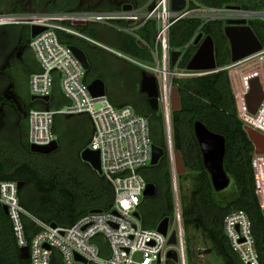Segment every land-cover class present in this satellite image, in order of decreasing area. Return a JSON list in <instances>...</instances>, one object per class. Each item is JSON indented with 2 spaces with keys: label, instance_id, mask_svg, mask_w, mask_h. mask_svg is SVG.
I'll use <instances>...</instances> for the list:
<instances>
[{
  "label": "built area",
  "instance_id": "2783aa9c",
  "mask_svg": "<svg viewBox=\"0 0 264 264\" xmlns=\"http://www.w3.org/2000/svg\"><path fill=\"white\" fill-rule=\"evenodd\" d=\"M150 3H153V8L148 10ZM171 3L172 0H146L140 9L132 6L129 10L121 7L109 11L53 10L0 15V25L22 24L29 26V29L37 25L44 28L28 40V48L38 66V70L29 74V93L35 97L32 100L41 104V107L29 108L27 112L29 146L48 145L57 140L53 131L56 115H86L91 124V133L83 149L89 148L98 152L100 175L108 179L114 193L109 209L89 211L68 226H52L51 223L32 215L20 203L17 181L1 180V208H7L18 246H27L30 264H51L54 250L59 252L62 264H189L178 199V174L171 130V95L175 78L217 71H227L230 74L231 68L237 64L260 56L259 65L244 80L246 89L241 95L242 104L239 108L242 110L237 112V116L244 126L264 135V47L238 61H230L229 64L216 66L214 69L193 71L186 67L180 68L185 51L191 45L196 50L194 40L205 22L220 20L224 27L227 20L244 21L245 25L250 26L252 21L264 22V7L250 8L234 4L232 8L229 5L213 7L204 5L199 0H184L181 9L173 10ZM184 18H199L201 24L184 46L172 47L170 29L175 22ZM150 21L154 24V35L148 41L135 32ZM87 23L103 24L133 35L147 49L150 60H140L113 51L73 26ZM60 34L103 46L155 77L158 108L164 117L166 148L163 149L169 161L173 200L172 225L169 228L168 223L166 234L158 231L156 227H144L140 215H134L135 212L139 214L138 207L147 183L140 170L151 165L152 145L155 144L150 135L148 117L137 112L130 104H113L105 94L93 96L88 87L91 80L86 78V69L71 49L73 44L63 41ZM173 51H178L174 63L171 60ZM254 77L258 79L263 97L252 113L247 109L245 95L249 91V80ZM56 86L57 96L66 99L67 104L49 107L56 99ZM45 96L48 99L45 100ZM251 166L254 192L260 210L264 213V153H257L254 146ZM24 218L29 219L35 228L29 238L24 227ZM223 231L242 264H264V235L262 258L245 211L236 209L227 213L223 219ZM171 233L175 237L173 244L168 243ZM169 250L175 251V260L168 258ZM207 250L197 249L195 264H204L210 260L205 258L211 253ZM104 251L108 253H101Z\"/></svg>",
  "mask_w": 264,
  "mask_h": 264
},
{
  "label": "trees",
  "instance_id": "16d2710c",
  "mask_svg": "<svg viewBox=\"0 0 264 264\" xmlns=\"http://www.w3.org/2000/svg\"><path fill=\"white\" fill-rule=\"evenodd\" d=\"M146 1V0H145ZM202 4L213 7H223L237 4L242 7L258 8L264 7V0H199ZM144 2V0L142 1ZM136 0V3H142ZM126 4V3H124ZM123 5V4H122ZM121 5L108 7L109 9H120ZM11 10H26L20 1L12 5ZM49 11L68 10L64 5L53 7ZM201 24L199 18H184L175 22L170 29V43L172 47L184 46L192 37L196 29ZM75 28L84 34L95 36L93 30H86L85 24H74ZM250 27L264 47V22L252 21ZM203 35H209L213 40L214 58L216 66L225 65L230 61L229 45L223 33V22L220 20L205 22L199 29ZM138 35L145 40H151L154 35V24L152 21L141 26L137 30ZM30 29L22 24H1L0 25V101L6 91L7 85H12V91L26 105L23 112L18 111L16 120L17 135L15 138L19 142L20 150L31 159L20 158L9 154L8 150L11 140L6 145L7 149L0 144V181L15 180L21 182L18 191L20 203L24 208L37 218L55 223L59 226L71 225L79 216L92 209L107 210L110 208L114 193L111 183L103 175L98 174L86 162L78 159L73 160V156L68 155L63 158H54L48 154L31 152L28 144V121L27 112L30 106L41 107V104L31 99V96H24L18 87L19 71L24 76L38 70L28 48ZM63 41L81 48L89 60H94L98 56L95 45L74 38L62 35ZM123 51L133 57L150 60V55L145 47H141L138 40L129 34H123ZM17 38L16 47L20 48V53L27 58H17L15 64L3 61V56L11 47L12 42ZM195 47L191 45L184 53L180 61V68L185 69L191 58ZM28 55V56H27ZM92 69L86 70V78ZM174 88L179 95L180 106L171 111L172 143L175 152L181 155L187 170L197 172L198 187L191 196V206L189 209H182V220L186 234V250L189 264L196 263L197 249L201 248L192 243L190 231L194 230L201 234L202 239L207 244L206 248L211 251L214 260L220 264H242L237 254L231 249L223 231V219L231 210L240 209L247 213L252 234L256 246L260 252L264 235V215L260 210L254 192V176L251 166V153L253 145L244 130L243 122L237 116L235 99L231 91L229 78L226 71H217L210 74L187 76L175 78ZM58 88L55 87L56 99L49 104V107H60L67 104V100L57 96ZM144 105L135 108L137 112L148 117L150 135L152 141L155 140L153 128L154 111L151 110L144 96ZM119 105V104H118ZM5 103H0V130L5 120ZM27 109V111H26ZM152 117H151V116ZM71 117L69 115H56L54 118L53 131L59 143H69L75 147L86 145L91 133L89 118L83 116V127L70 126V129L63 130L57 128V121L60 117ZM75 116V115H73ZM161 119V116H158ZM58 119V120H57ZM199 120L210 130L220 133L225 138V154L223 157V167L233 186L237 191L234 197L226 205H218L213 199L214 189L211 185L209 173L206 171L198 143L193 133V123ZM12 138V131L6 130ZM1 143V141H0ZM155 143V142H154ZM157 144V143H155ZM163 146V143L157 144ZM37 159V161H34ZM156 165H150L140 170L144 179L155 185V193L152 196L143 197L138 210L140 220L144 227H156L158 222L164 217L170 218L173 211V200L171 190L170 172L168 170L159 175L148 174L151 170H157L166 156ZM184 174V173H183ZM181 177L177 175V181L181 194ZM159 184H162V194L158 198L157 191ZM24 227L27 238L33 235L35 228L32 222L24 218ZM101 240L100 237H96ZM107 254V251L101 252ZM263 258V257H262ZM0 264H30L29 258L20 257V247L13 234L12 224L8 215L4 214L0 205ZM51 264H62L59 252L54 250L51 257ZM172 264V263H170Z\"/></svg>",
  "mask_w": 264,
  "mask_h": 264
},
{
  "label": "rangeland",
  "instance_id": "374dc122",
  "mask_svg": "<svg viewBox=\"0 0 264 264\" xmlns=\"http://www.w3.org/2000/svg\"><path fill=\"white\" fill-rule=\"evenodd\" d=\"M17 1H20L23 7L26 8V10H19L14 11L11 10L12 5L16 3ZM141 2L143 0H140ZM145 2V0H144ZM136 3V0H69L68 2H65V0H0V15L3 14H14L19 12H43V11H49L50 6L58 7L61 5H64L68 10H89V11H109L112 9H109L108 7H115L119 6L122 7V4L129 3L132 6L136 5L138 7H141V5L144 3ZM143 7V6H142ZM143 11V10H141ZM23 38H29V37H23ZM94 39V38H93ZM96 42L99 44H102L103 46L110 48L113 51L119 52L123 55L129 56V54L123 52L121 48L115 46L113 43L106 41V40H96ZM17 38L12 42L11 47L8 49L6 54L3 56V61L9 62V64H15L17 62V58H27L25 54L20 53V48L16 47ZM116 42L120 43L119 38L116 39ZM28 44V42H27ZM95 45L98 50V56L97 60L94 63V67L92 66L91 74L88 75L90 78H100L105 85V95L106 97L111 100L115 104H132L135 108L141 107L144 105V96L141 94V92L138 90V85L136 84V80L138 77V68L136 64L129 62L125 60L123 57L116 55L114 52L105 49L103 46ZM32 54V53H31ZM28 56V55H27ZM32 57L35 60L34 55L32 54ZM130 57V56H129ZM126 61V62H125ZM260 56L251 58L246 60L245 62H242L240 64H237L230 70V74L227 72L231 91L233 93L235 104L237 108V112L239 113L241 109L240 106L242 104L241 95L246 89V83L245 79L251 74V72L254 71L255 67L259 65ZM230 61L226 64H229ZM19 76L18 79V87L21 89L24 96H30L29 93V86H28V77L24 76V73L19 71L16 72ZM3 98L0 103H5V120L2 123V129L0 130V141H1V147L7 149V144L9 143V140H11V145L9 146L7 155L14 156L13 158H26V156L19 148V142L17 141V138H15V134L17 135V128H16V120L18 117V111L23 112V108H25L26 105H23V102L18 99V97L15 95V92L12 91V85L8 84L6 91L3 95ZM146 98V96H145ZM147 101V99H146ZM27 107V106H26ZM33 106H30L29 108H32ZM138 109V108H137ZM139 110V109H138ZM27 111V109H26ZM161 109L158 108L154 111V117L153 118V128H154V135L155 140L154 142L157 144H160V142L163 143V148H166V138H165V131H164V117L163 113H161ZM146 114V112H143ZM161 116V119L158 118V116ZM59 121H57L56 125L57 128L68 130L70 129V126H78L83 127L84 119L83 116L75 115L71 117H60L58 118ZM57 119V120H58ZM10 129L13 133L11 139L9 137L7 129ZM59 143V142H58ZM87 145V143H86ZM81 145V147H77L75 150V147L69 145V143H59L58 148L55 150V152L51 155V157L54 158H63L64 156L71 155L73 156V160L78 159L77 156L80 157L81 150L86 146ZM32 157H28V159H31ZM167 158V157H166ZM81 159V157H80ZM34 161H37V159H34ZM82 160V159H81ZM83 161V160H82ZM85 162V161H84ZM88 164V163H87ZM89 165V164H88ZM160 166L157 168V170H150L148 174H155L159 175L161 173H164V171L168 170L170 172L169 167V161L168 159H164V161L159 164ZM90 166V165H89ZM148 167V166H147ZM146 168V167H145ZM160 173V174H159ZM171 176V174H170ZM171 180V177H170ZM181 194L179 190L178 181L177 183V190H178V199L180 201L181 210L183 208L189 209L191 206V196L193 191L198 187L199 182L197 180V172L194 170H187L184 174H182L181 177ZM162 184H159V189L157 191L158 198H160L162 194ZM237 196V191L233 186L232 180L230 179L229 185L221 191H215L213 193V199L218 205H226L228 204L234 197ZM232 211V210H231ZM173 215V211H172ZM172 216L169 218V228H171L172 225ZM192 236V243L195 244V246H199L201 248H206L207 244H205V241L202 239L201 232H197L194 230L190 231ZM209 250V249H208ZM211 252V251H210ZM209 261H206L204 264H220L219 262L214 260V257L209 253L208 257ZM204 258V259H205Z\"/></svg>",
  "mask_w": 264,
  "mask_h": 264
},
{
  "label": "water",
  "instance_id": "95a60500",
  "mask_svg": "<svg viewBox=\"0 0 264 264\" xmlns=\"http://www.w3.org/2000/svg\"><path fill=\"white\" fill-rule=\"evenodd\" d=\"M172 9L179 10L184 6V0H172ZM132 5L129 3L123 4V10L131 9ZM229 7H234L229 5ZM153 8V3H150L148 10ZM226 25L223 27V33L226 37L229 45L230 52V61H238L250 54H253L263 48V45L257 38V36L252 31L251 27L245 25L244 21L234 22L227 20ZM42 26L33 25L30 28V36L36 35L39 31L43 30ZM140 43V41H139ZM194 43L197 45L196 50L189 59L186 69L193 71L200 70H210L216 67L215 58H214V48L213 40L209 35L203 36L202 33L198 34ZM141 44V43H140ZM142 46V44H141ZM74 54L78 57L83 67L88 70L89 63L84 51L78 46H71ZM178 56V51L172 52V63L175 62ZM140 91L146 95L147 103L149 104L151 110L155 111L158 109V88L156 79L153 75L141 71L140 74ZM89 89L93 96H99L105 94V85L100 78H94L89 83ZM263 97L262 89L259 85L258 79L256 77L249 80V91L245 95V102L248 111L255 112L258 107L261 99ZM34 96H31V99H34ZM44 99H48L47 96ZM180 106L179 95L175 88L172 90L171 95V108L172 110L178 109ZM244 130L248 135V138L251 140L255 151L257 153H264V135L250 127L244 126ZM193 133L195 135L196 141L199 146V150L202 157L203 165L206 171L209 173L210 181L213 189L215 191L224 190L230 182V178L223 167V157L225 154V138L222 134L210 130L204 123L199 120H195L193 123ZM58 141L53 140L48 145H30L29 149L31 152L48 154L55 151L58 148ZM164 156L163 147L153 144L152 145V159L151 165H156L159 160ZM80 157L83 161L88 163L93 170L100 174V165H99V155L97 151L90 150L85 148L81 150ZM176 159V172L177 174H183L186 171V167L183 163L181 155L178 152H175ZM21 182H18V187L20 188ZM155 193V185L151 182H147L143 192V196H152ZM4 214L7 215L6 206H2ZM100 209H92L90 212H99ZM264 214V213H263ZM135 216L139 217L138 212L134 213ZM169 218L164 217L160 220L156 226L157 230L163 234L167 233ZM52 226H55V223H51ZM175 242L174 233L168 238V243L173 244ZM210 250H207L209 252ZM168 258L176 259V253L174 250H169L167 253ZM20 257H28V248L27 246L20 248ZM78 258V257H77Z\"/></svg>",
  "mask_w": 264,
  "mask_h": 264
},
{
  "label": "crops",
  "instance_id": "0c3cea01",
  "mask_svg": "<svg viewBox=\"0 0 264 264\" xmlns=\"http://www.w3.org/2000/svg\"><path fill=\"white\" fill-rule=\"evenodd\" d=\"M146 2V1H145ZM145 2L141 5V7L145 4ZM133 7H137V8H141V7H138V6H136V5H134ZM85 26H86V30L88 31V30H93V32H95V36L94 37H92V36H90V35H87V33H86V35L87 36H90V37H92V38H94V39H96V40H106V41H109V42H111V43H113L115 46H117L118 47V44H119V47L118 48H121V50L123 51V42H122V36H123V34H126V33H122V32H119V31H117V30H115V29H113V28H110V27H108V26H106V25H103V24H99V23H87V24H85ZM136 34H138L137 33V30H136V32H135ZM129 35H131V34H129ZM117 38H119V40H120V43H118V42H116V39ZM153 38V37H152ZM152 38H151V40H152ZM137 39V38H136ZM138 40V39H137ZM151 40H148V41H151ZM139 42V41H138ZM141 43V42H140ZM141 45V44H140ZM141 47H143V46H141ZM124 52V51H123ZM129 56H131V55H129ZM131 57H133V56H131ZM134 58H136V57H134ZM137 59H140V60H144V59H141V58H137ZM126 62V61H125ZM139 70V72H138V77H137V80H136V84L138 85V90L140 91V74H141V69L140 68H138ZM141 92V91H140ZM141 94L143 95V96H146L144 93H142L141 92ZM111 101V100H110ZM112 102V101H111ZM113 103V102H112ZM113 104H115V103H113ZM116 105H118V104H116ZM130 105H132V104H130ZM133 106V105H132ZM134 107V106H133ZM136 110V109H135ZM139 215H140V213H139Z\"/></svg>",
  "mask_w": 264,
  "mask_h": 264
},
{
  "label": "flooded vegetation",
  "instance_id": "af4514ba",
  "mask_svg": "<svg viewBox=\"0 0 264 264\" xmlns=\"http://www.w3.org/2000/svg\"><path fill=\"white\" fill-rule=\"evenodd\" d=\"M69 0H65V2H68ZM231 5H233V4H231ZM234 5H237V4H234ZM30 51V50H29ZM31 52V51H30ZM87 60H88V63H89V68H91L92 69V66L94 67V63L96 62V60H97V58L96 59H92V60H89L88 58H87ZM91 78V77H90ZM92 79H94V77L92 78ZM91 79V80H92ZM147 99V98H146ZM164 156H165V154H164ZM161 160H163V159H160L159 161H161Z\"/></svg>",
  "mask_w": 264,
  "mask_h": 264
}]
</instances>
